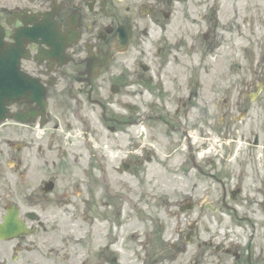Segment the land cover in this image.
Instances as JSON below:
<instances>
[{"label": "flooded vegetation", "instance_id": "flooded-vegetation-1", "mask_svg": "<svg viewBox=\"0 0 264 264\" xmlns=\"http://www.w3.org/2000/svg\"><path fill=\"white\" fill-rule=\"evenodd\" d=\"M221 1L0 0L46 94L0 115V264H264V0Z\"/></svg>", "mask_w": 264, "mask_h": 264}, {"label": "rangeland", "instance_id": "rangeland-1", "mask_svg": "<svg viewBox=\"0 0 264 264\" xmlns=\"http://www.w3.org/2000/svg\"><path fill=\"white\" fill-rule=\"evenodd\" d=\"M220 3L222 4L221 0ZM215 19L218 20L220 23L219 26L220 29L218 31L219 40L217 44H215L213 47H211L208 50H205L201 47L195 48L194 52L196 51V55L194 56L195 57L194 62L192 64H188L187 67L188 70L192 69V71H194V73L199 76L198 79H200L199 82L200 84H202L205 80L209 79L210 76L214 75L215 90L220 92V96L219 97L216 96V101L220 103V101L223 99V95L221 91L223 89L222 79L225 72L224 71L225 46L222 38L223 32L221 31L222 19H223L222 8H220V12L217 13ZM200 24L203 25V23L201 22ZM188 73H190V71ZM182 83L184 85L186 81L183 80ZM196 83L197 81L194 82V84ZM206 89L207 87H205V90ZM192 140L194 139L192 138ZM211 143L214 145L215 149H219V147L222 146L221 140L217 139V136H215L214 141ZM158 181L161 184L160 186H162V188L167 190V192H172L173 188L178 184L175 176H170L168 174L158 178Z\"/></svg>", "mask_w": 264, "mask_h": 264}, {"label": "water", "instance_id": "water-1", "mask_svg": "<svg viewBox=\"0 0 264 264\" xmlns=\"http://www.w3.org/2000/svg\"><path fill=\"white\" fill-rule=\"evenodd\" d=\"M15 43V49L8 47L6 51L4 49L0 50V108H4L17 98H21L22 101H36L40 105H44L45 94L38 84L19 72L18 59L24 50L21 42L16 40ZM4 56L6 59H4ZM12 81H16L18 84L17 88L14 86L13 91L10 89Z\"/></svg>", "mask_w": 264, "mask_h": 264}]
</instances>
